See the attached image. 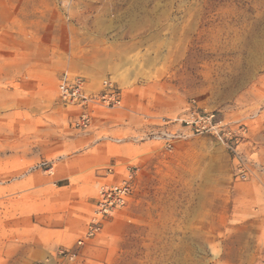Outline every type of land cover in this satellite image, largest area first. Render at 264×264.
<instances>
[{
  "label": "rangeland",
  "instance_id": "obj_1",
  "mask_svg": "<svg viewBox=\"0 0 264 264\" xmlns=\"http://www.w3.org/2000/svg\"><path fill=\"white\" fill-rule=\"evenodd\" d=\"M64 72L122 106L78 126ZM207 113L229 149L164 122ZM0 264H264V0H0Z\"/></svg>",
  "mask_w": 264,
  "mask_h": 264
},
{
  "label": "built area",
  "instance_id": "obj_2",
  "mask_svg": "<svg viewBox=\"0 0 264 264\" xmlns=\"http://www.w3.org/2000/svg\"><path fill=\"white\" fill-rule=\"evenodd\" d=\"M58 99L66 107L77 109V125L86 127L89 122V111L93 107H104L106 109H116L122 106L123 96L121 90L111 81L104 80L102 89L98 94L89 93L86 89L84 81L80 77H72L67 72H64L58 81ZM213 113H207L199 120H186L184 118L165 119L166 125H192L199 129H206L211 132L214 137L222 145L228 146L227 137L230 136V131H222L218 124L214 121ZM195 131H199V129ZM166 140V149L171 148L172 141L183 136L181 132H167L161 134ZM109 174V172H108ZM131 190V176L129 175L120 183H103L99 186L95 199L94 218L91 220V227L86 232V237H89L96 230V225L99 219L110 216L118 210L125 207L129 193ZM81 242H79L80 244Z\"/></svg>",
  "mask_w": 264,
  "mask_h": 264
}]
</instances>
